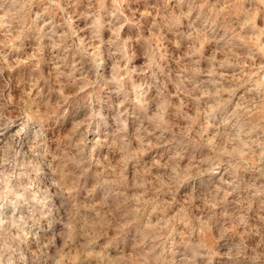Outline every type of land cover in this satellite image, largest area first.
I'll return each mask as SVG.
<instances>
[{
  "label": "clouds",
  "instance_id": "clouds-1",
  "mask_svg": "<svg viewBox=\"0 0 264 264\" xmlns=\"http://www.w3.org/2000/svg\"><path fill=\"white\" fill-rule=\"evenodd\" d=\"M0 264H264V0H0Z\"/></svg>",
  "mask_w": 264,
  "mask_h": 264
}]
</instances>
